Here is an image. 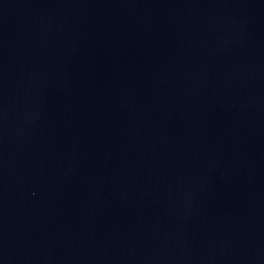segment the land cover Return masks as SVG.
Segmentation results:
<instances>
[{"label": "water", "instance_id": "obj_1", "mask_svg": "<svg viewBox=\"0 0 264 264\" xmlns=\"http://www.w3.org/2000/svg\"><path fill=\"white\" fill-rule=\"evenodd\" d=\"M0 264H264V0H0Z\"/></svg>", "mask_w": 264, "mask_h": 264}]
</instances>
